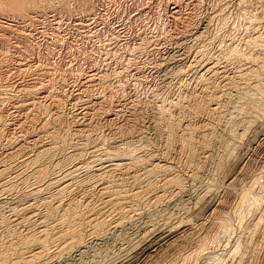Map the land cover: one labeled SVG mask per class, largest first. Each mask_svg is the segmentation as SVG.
<instances>
[{
	"label": "rangeland",
	"instance_id": "1",
	"mask_svg": "<svg viewBox=\"0 0 264 264\" xmlns=\"http://www.w3.org/2000/svg\"><path fill=\"white\" fill-rule=\"evenodd\" d=\"M0 264H264V0H0Z\"/></svg>",
	"mask_w": 264,
	"mask_h": 264
},
{
	"label": "bare ground",
	"instance_id": "2",
	"mask_svg": "<svg viewBox=\"0 0 264 264\" xmlns=\"http://www.w3.org/2000/svg\"><path fill=\"white\" fill-rule=\"evenodd\" d=\"M27 1V0H26ZM20 2V1H19ZM14 3V2H13ZM17 5V4H16ZM23 6H24V4H23ZM40 72V71H39ZM36 73V72H35ZM58 73V72H57ZM88 75V74H87ZM52 76V75H51ZM84 76V75H83ZM73 77V76H72ZM76 77H77V75H76ZM91 77V76H90ZM89 77V78H90ZM93 77V76H92ZM94 77H95V75H94ZM88 78V79H89ZM97 80V79H96ZM77 82V81H76ZM79 83V82H78ZM93 83V82H92ZM46 84V83H45ZM74 85V84H73ZM40 87H41V85H40ZM45 87V86H44ZM107 88V87H106ZM36 90H38V89H36ZM44 90V89H43ZM30 91V90H29ZM85 91V90H84ZM51 92V91H50ZM33 93V92H32ZM93 94V93H92ZM40 97V96H39ZM93 97V96H92ZM54 99V98H53ZM113 99V98H112ZM87 100V99H86ZM99 100V99H98ZM106 101V100H105ZM27 103V102H26ZM54 103V102H53ZM22 104V103H21ZM47 104V103H46ZM58 104V103H57ZM90 105H92V104H90ZM96 105V104H95ZM90 109V108H89ZM27 110V109H26ZM29 110V109H28ZM31 111V110H30ZM28 114V113H27ZM87 123V122H86Z\"/></svg>",
	"mask_w": 264,
	"mask_h": 264
}]
</instances>
